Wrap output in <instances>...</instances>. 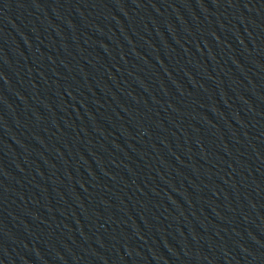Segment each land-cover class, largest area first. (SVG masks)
<instances>
[{
  "label": "water",
  "instance_id": "obj_1",
  "mask_svg": "<svg viewBox=\"0 0 264 264\" xmlns=\"http://www.w3.org/2000/svg\"><path fill=\"white\" fill-rule=\"evenodd\" d=\"M0 264H264V0H0Z\"/></svg>",
  "mask_w": 264,
  "mask_h": 264
}]
</instances>
